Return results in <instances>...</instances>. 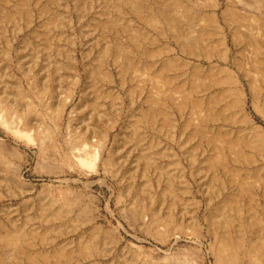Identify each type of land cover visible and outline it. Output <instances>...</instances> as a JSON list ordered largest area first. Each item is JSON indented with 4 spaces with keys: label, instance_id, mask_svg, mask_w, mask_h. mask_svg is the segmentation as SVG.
I'll return each instance as SVG.
<instances>
[{
    "label": "rangeland",
    "instance_id": "374dc122",
    "mask_svg": "<svg viewBox=\"0 0 264 264\" xmlns=\"http://www.w3.org/2000/svg\"><path fill=\"white\" fill-rule=\"evenodd\" d=\"M261 68L264 0H0V264H264Z\"/></svg>",
    "mask_w": 264,
    "mask_h": 264
},
{
    "label": "bare ground",
    "instance_id": "6f19581e",
    "mask_svg": "<svg viewBox=\"0 0 264 264\" xmlns=\"http://www.w3.org/2000/svg\"><path fill=\"white\" fill-rule=\"evenodd\" d=\"M261 79H262L263 84H264V68H261ZM240 96H241V100L239 99V102L242 103V95H240ZM243 116H244L243 118L245 119V121H247V123H251V121L248 120V118L246 117V115L243 114ZM1 121L6 126H9L10 125L5 118H2ZM13 130H14V132L17 135H19L21 137H26V138L32 140L31 135H29L28 133H26L23 129H20L19 127H17V128H14L13 127ZM252 130L255 132L254 136H255V138L257 140H261V141L263 140L264 141V132L260 130V127L259 126H254L252 128ZM231 143L232 142H230L228 144V146L230 148H236V146H238L234 142H233V145ZM100 162H101V154L100 153H94L93 155H91L88 158H84V159H81L80 158L78 160V164L81 167H85V168H89V169H96L99 166ZM236 247H238V248L240 247V243L238 241H237V243L234 244L233 242H231L227 238H220L219 239L218 249H217L218 250V255L216 256V260L220 264H223L224 262H228L229 264H234V263L235 264H238V262H239L240 264H242V259L244 258V254L242 256H240L239 254H237V248ZM229 250L231 251V257L230 258H227V257H225V252H227Z\"/></svg>",
    "mask_w": 264,
    "mask_h": 264
}]
</instances>
